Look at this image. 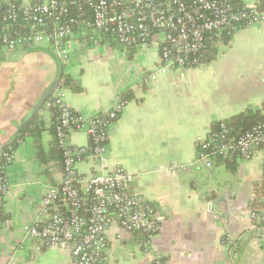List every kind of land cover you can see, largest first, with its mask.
Here are the masks:
<instances>
[{
    "label": "crops",
    "instance_id": "crops-1",
    "mask_svg": "<svg viewBox=\"0 0 264 264\" xmlns=\"http://www.w3.org/2000/svg\"><path fill=\"white\" fill-rule=\"evenodd\" d=\"M255 2L241 0L242 5ZM74 35L70 56L61 64L62 77L80 86L79 91L65 87L72 109L93 116L132 92L109 127L108 164L131 172L130 190L155 207L160 223L153 246L163 263L264 264V239L247 209L253 183L263 174L264 147L248 161L236 158L233 170L219 158L206 169L195 161L198 140L217 122L247 109L264 114V21L237 30L228 43L218 42L216 58L208 63L169 68L148 83L142 77L161 64L156 41L125 49L106 37L94 41ZM13 58L18 62H0V142H15L8 147L13 158L5 167L9 186L0 207V264H70V245L37 252L23 232L40 217L38 205L46 190L62 178L55 111L44 101L22 122L55 77L57 64L40 46L0 61ZM32 118L42 126L38 145L30 133L19 138ZM68 140L88 144L84 132H70ZM77 169L83 176L93 174L95 161L86 157ZM107 238V264H150L153 251L142 250L138 233L111 224Z\"/></svg>",
    "mask_w": 264,
    "mask_h": 264
},
{
    "label": "built area",
    "instance_id": "built-area-1",
    "mask_svg": "<svg viewBox=\"0 0 264 264\" xmlns=\"http://www.w3.org/2000/svg\"><path fill=\"white\" fill-rule=\"evenodd\" d=\"M264 21V10L253 5H236L231 0H0V58L40 46L61 61L70 56L75 33L94 40L106 37L125 49L146 48L158 43L160 66L142 77L148 83L169 68L197 67L209 43L222 41L237 30ZM127 100L119 97L113 107L93 116H83L65 99V87L58 85L45 101L57 110L54 141L61 155L62 178L50 186L39 201L40 217L23 227L39 252L70 245V264H107V229L111 224L138 233L142 250L153 251L150 264H164L154 252L160 217L153 204L132 192L134 175L122 166L108 164L109 127L123 111ZM197 142L196 162L211 168L216 159L234 155L248 161L264 147V119L231 135L226 122H217ZM84 132L86 145H74L70 132ZM0 162V207L8 191L5 167L10 151ZM86 157L95 161L96 172L79 173L77 165ZM251 217L257 214L251 212ZM260 220L264 216L259 217ZM232 244V240L227 241Z\"/></svg>",
    "mask_w": 264,
    "mask_h": 264
},
{
    "label": "trees",
    "instance_id": "trees-1",
    "mask_svg": "<svg viewBox=\"0 0 264 264\" xmlns=\"http://www.w3.org/2000/svg\"><path fill=\"white\" fill-rule=\"evenodd\" d=\"M231 1L236 5H242L241 0H231ZM256 2L258 4V8L260 10H264V0H256ZM229 40H230V36L222 37L221 42L228 43ZM216 55H217V43L215 41H212L211 43H209L207 53L202 59L201 63H208L209 61L215 59ZM60 85H62L63 87L71 88L75 91L80 90V86L78 84H75L72 78L68 75H63ZM131 97H132V92H129V91L124 93L121 96L123 100H127V101L131 99ZM52 110H54L55 114L58 115L57 110L55 108H52ZM263 119H264V114H262L260 111L247 109L245 111H242V112H239L237 114L230 116L224 121L226 122V127L228 128L230 134L236 135L250 128L256 122L263 120ZM35 121H36V118H32L24 125V128L21 129V132L19 134V138H22L27 133H30L33 136H35V143L38 145L37 136L40 135L42 131V126H40L38 122L35 123ZM217 127H218L217 123L213 125L214 129H216ZM14 144L15 142H13L10 146L5 147L3 152L8 151V147H12ZM37 156L41 158L40 150L37 151ZM60 158H61V155H60ZM219 159L224 161V165L226 166L227 169L229 170L234 169L235 160H236V157L234 155H229L226 157L220 156ZM2 160H3V157L0 158V162ZM247 209L257 214L258 218L255 217L252 219L253 228L259 230L262 238L264 239V219L260 220L259 218L261 216H264V167H263V174H262L261 179L253 183L252 198H250V200L247 202Z\"/></svg>",
    "mask_w": 264,
    "mask_h": 264
},
{
    "label": "water",
    "instance_id": "water-1",
    "mask_svg": "<svg viewBox=\"0 0 264 264\" xmlns=\"http://www.w3.org/2000/svg\"><path fill=\"white\" fill-rule=\"evenodd\" d=\"M41 49L46 50V52L55 60V62L57 64V72H56L55 77L51 81V83L42 91L38 100L34 103V105L28 111L27 115L22 119V122L26 121V119L31 117L37 110H39V108L42 105V102H44L46 100L48 95H50L51 93H53L55 91V89L58 87V85L62 79V69H61L62 61L60 60V58L55 53H53L52 51H50L46 48H41ZM11 142H13V138H11L7 142H0V155L3 151V147L10 144Z\"/></svg>",
    "mask_w": 264,
    "mask_h": 264
},
{
    "label": "rangeland",
    "instance_id": "rangeland-1",
    "mask_svg": "<svg viewBox=\"0 0 264 264\" xmlns=\"http://www.w3.org/2000/svg\"><path fill=\"white\" fill-rule=\"evenodd\" d=\"M246 2H251L252 0H245ZM0 62H18V59L17 58H13V59H11V60H2V61H0ZM23 62H27V58H24L23 59ZM167 71H164V72H162V73H166ZM200 164H201V167L202 168H204V169H206V167H205V165L202 163V162H200Z\"/></svg>",
    "mask_w": 264,
    "mask_h": 264
},
{
    "label": "bare ground",
    "instance_id": "bare-ground-1",
    "mask_svg": "<svg viewBox=\"0 0 264 264\" xmlns=\"http://www.w3.org/2000/svg\"><path fill=\"white\" fill-rule=\"evenodd\" d=\"M46 101V100H45Z\"/></svg>",
    "mask_w": 264,
    "mask_h": 264
}]
</instances>
